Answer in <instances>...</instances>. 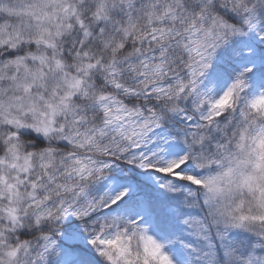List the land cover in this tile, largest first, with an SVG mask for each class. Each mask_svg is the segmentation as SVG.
Here are the masks:
<instances>
[{
  "label": "snow or ice",
  "instance_id": "snow-or-ice-1",
  "mask_svg": "<svg viewBox=\"0 0 264 264\" xmlns=\"http://www.w3.org/2000/svg\"><path fill=\"white\" fill-rule=\"evenodd\" d=\"M0 264H264V0H0Z\"/></svg>",
  "mask_w": 264,
  "mask_h": 264
}]
</instances>
